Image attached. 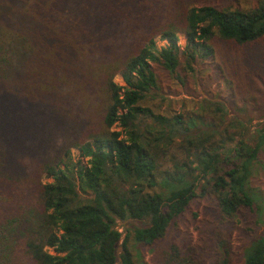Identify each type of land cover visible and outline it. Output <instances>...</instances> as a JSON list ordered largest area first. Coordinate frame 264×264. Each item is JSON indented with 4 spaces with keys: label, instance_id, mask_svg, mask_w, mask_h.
Returning <instances> with one entry per match:
<instances>
[{
    "label": "trees",
    "instance_id": "obj_1",
    "mask_svg": "<svg viewBox=\"0 0 264 264\" xmlns=\"http://www.w3.org/2000/svg\"><path fill=\"white\" fill-rule=\"evenodd\" d=\"M226 4L0 0V264H145L134 247L198 198L214 216L201 244L154 264H233L236 217L242 264H264V0ZM200 60L237 115L220 97L156 114L153 64L193 97ZM118 222L138 225L122 238Z\"/></svg>",
    "mask_w": 264,
    "mask_h": 264
},
{
    "label": "rangeland",
    "instance_id": "obj_2",
    "mask_svg": "<svg viewBox=\"0 0 264 264\" xmlns=\"http://www.w3.org/2000/svg\"><path fill=\"white\" fill-rule=\"evenodd\" d=\"M189 4L194 6H202L210 4L214 6L229 5L231 0H186ZM253 0H235V5L239 7H247ZM177 44L183 48L186 45V36L184 34L178 35ZM157 48L160 49L166 46V42L161 39H156ZM215 66L208 61H198L194 65V83L191 89L194 92L193 97L187 96L181 85L171 79L161 69V67L153 64V69L158 77L160 90L155 91L152 95L154 98L147 101V105L159 115H173L181 111L199 110L200 101L205 98L219 99L225 102V106L228 110V118L237 115L236 109L232 108L228 95L226 93L227 88L224 81H217L214 75ZM114 82L120 86L124 83L120 76L114 78ZM262 112L264 109H261ZM246 112V109L244 110ZM242 113V112H241ZM251 125H255L260 120L253 117ZM168 131V128H165ZM71 155L74 160L80 158L79 152L76 149L71 150ZM82 163H85V159L80 158ZM44 182L50 181L47 178L43 179ZM253 187L259 192H264V170L256 168L253 175ZM212 205L205 199H196L187 209V211L179 219L175 227H170L167 234L161 241L156 242L151 247L136 246L134 247L135 253L141 256L142 261L145 264H154L155 257L159 251L167 249L171 244L177 245L180 248H184L188 245H200L203 238L202 233L204 231L205 222L211 226V222L214 221L212 215ZM137 223L118 222L117 227L122 233V238L126 235V229L130 226H136ZM242 222L235 218V228L231 231L230 242L233 255V264H242V251L245 243V237L242 235ZM134 246V245H132Z\"/></svg>",
    "mask_w": 264,
    "mask_h": 264
}]
</instances>
